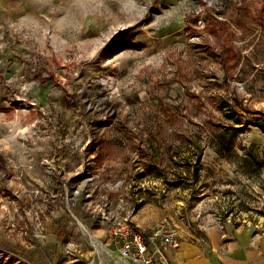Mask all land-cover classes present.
I'll list each match as a JSON object with an SVG mask.
<instances>
[{
	"label": "rangeland",
	"instance_id": "obj_1",
	"mask_svg": "<svg viewBox=\"0 0 264 264\" xmlns=\"http://www.w3.org/2000/svg\"><path fill=\"white\" fill-rule=\"evenodd\" d=\"M242 1L232 42L255 72L262 0H0V264H131L115 218L264 226V70L224 81L204 28Z\"/></svg>",
	"mask_w": 264,
	"mask_h": 264
},
{
	"label": "crops",
	"instance_id": "obj_2",
	"mask_svg": "<svg viewBox=\"0 0 264 264\" xmlns=\"http://www.w3.org/2000/svg\"><path fill=\"white\" fill-rule=\"evenodd\" d=\"M165 254L168 264H264V226L224 221L209 227L203 237L180 238L179 246Z\"/></svg>",
	"mask_w": 264,
	"mask_h": 264
},
{
	"label": "built area",
	"instance_id": "obj_3",
	"mask_svg": "<svg viewBox=\"0 0 264 264\" xmlns=\"http://www.w3.org/2000/svg\"><path fill=\"white\" fill-rule=\"evenodd\" d=\"M253 226L259 229L262 224ZM109 237L120 258L131 264H168L166 250L177 248L180 243L178 231L167 224L161 223L146 234L123 217L113 220Z\"/></svg>",
	"mask_w": 264,
	"mask_h": 264
},
{
	"label": "trees",
	"instance_id": "obj_4",
	"mask_svg": "<svg viewBox=\"0 0 264 264\" xmlns=\"http://www.w3.org/2000/svg\"><path fill=\"white\" fill-rule=\"evenodd\" d=\"M257 12L259 13L258 21L259 26L264 32V1L257 8ZM252 13V9L249 6L248 2L242 1L239 7L237 8L236 17H232L231 19L227 18H219L216 14H210L209 11H206L204 20V28H206L209 32L217 35H221L220 44L218 45V52L216 53L217 59L219 60L222 70L224 72V81L228 76H233L234 71L237 68V74L235 76L238 81H245L249 79L252 75V79L256 77L258 72L264 70V67H259L255 72L253 68L248 69L246 61L249 59L250 55H241L240 50L233 44V32L230 30L231 24L235 25L237 28H241V23L248 15ZM189 14H184V21L186 23L185 30L188 36H193L198 33L197 28L195 26V22L198 20L195 18L193 20L194 24L190 22ZM246 60V61H245ZM40 77V75H38ZM0 79L3 80V74L0 66ZM251 79V80H252ZM41 84H45V80L41 81ZM255 125L260 126V128L264 131V124L256 122ZM4 162L2 155L0 154V164Z\"/></svg>",
	"mask_w": 264,
	"mask_h": 264
}]
</instances>
